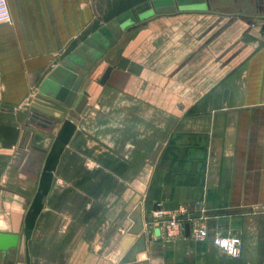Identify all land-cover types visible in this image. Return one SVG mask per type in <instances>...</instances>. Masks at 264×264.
I'll return each mask as SVG.
<instances>
[{
	"label": "crops",
	"instance_id": "obj_1",
	"mask_svg": "<svg viewBox=\"0 0 264 264\" xmlns=\"http://www.w3.org/2000/svg\"><path fill=\"white\" fill-rule=\"evenodd\" d=\"M6 1L0 235L16 239L0 238L14 244L0 264H264V0H230L236 13L212 12L215 0L147 12L48 129L29 124L43 80L153 0ZM158 204L202 215L210 237H238L240 257L185 230L165 239Z\"/></svg>",
	"mask_w": 264,
	"mask_h": 264
},
{
	"label": "water",
	"instance_id": "obj_2",
	"mask_svg": "<svg viewBox=\"0 0 264 264\" xmlns=\"http://www.w3.org/2000/svg\"><path fill=\"white\" fill-rule=\"evenodd\" d=\"M205 2L207 0H153L111 20L89 36L64 64L56 67L43 80L29 104V124L48 129L53 121H62L73 103L83 75L118 42L126 27L140 20L147 12L170 13ZM121 51V49L117 50L116 58ZM79 59L81 62L75 68L73 63L80 61ZM110 72L111 66L103 73L99 82L101 85L105 83ZM184 230L186 235H189V224H185ZM0 238L16 239L11 235H0ZM13 246L14 244L10 243L0 245V251Z\"/></svg>",
	"mask_w": 264,
	"mask_h": 264
},
{
	"label": "built area",
	"instance_id": "obj_3",
	"mask_svg": "<svg viewBox=\"0 0 264 264\" xmlns=\"http://www.w3.org/2000/svg\"><path fill=\"white\" fill-rule=\"evenodd\" d=\"M11 21L10 11L6 0H0V25ZM199 203H197L198 205ZM259 212L264 214V203L260 205ZM187 210L184 206H178L175 209L164 210L161 204L153 212L155 222L162 229V236L165 239L173 240L181 237L184 232V225L189 224V235L193 241L211 242L233 258H239L241 253V240L236 236H209L207 227L201 215L198 218H191L186 215Z\"/></svg>",
	"mask_w": 264,
	"mask_h": 264
},
{
	"label": "rangeland",
	"instance_id": "obj_4",
	"mask_svg": "<svg viewBox=\"0 0 264 264\" xmlns=\"http://www.w3.org/2000/svg\"><path fill=\"white\" fill-rule=\"evenodd\" d=\"M211 11L215 13H236L237 9L231 4L230 0L227 3L215 0L212 4Z\"/></svg>",
	"mask_w": 264,
	"mask_h": 264
}]
</instances>
